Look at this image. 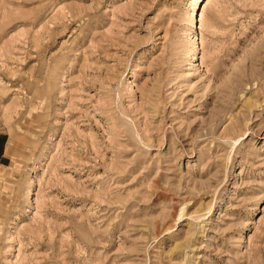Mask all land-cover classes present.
<instances>
[{"label": "rangeland", "instance_id": "1", "mask_svg": "<svg viewBox=\"0 0 264 264\" xmlns=\"http://www.w3.org/2000/svg\"><path fill=\"white\" fill-rule=\"evenodd\" d=\"M0 264H264V0H0Z\"/></svg>", "mask_w": 264, "mask_h": 264}]
</instances>
